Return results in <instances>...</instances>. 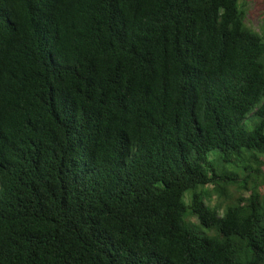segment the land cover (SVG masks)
<instances>
[{
    "label": "trees",
    "instance_id": "trees-1",
    "mask_svg": "<svg viewBox=\"0 0 264 264\" xmlns=\"http://www.w3.org/2000/svg\"><path fill=\"white\" fill-rule=\"evenodd\" d=\"M251 11L0 0V264H264Z\"/></svg>",
    "mask_w": 264,
    "mask_h": 264
},
{
    "label": "rangeland",
    "instance_id": "rangeland-1",
    "mask_svg": "<svg viewBox=\"0 0 264 264\" xmlns=\"http://www.w3.org/2000/svg\"><path fill=\"white\" fill-rule=\"evenodd\" d=\"M248 3H251L252 9L248 23L255 30L261 32L264 25V0H248Z\"/></svg>",
    "mask_w": 264,
    "mask_h": 264
}]
</instances>
